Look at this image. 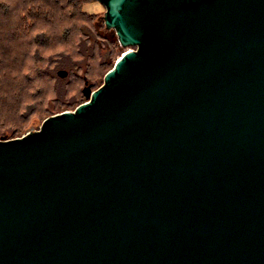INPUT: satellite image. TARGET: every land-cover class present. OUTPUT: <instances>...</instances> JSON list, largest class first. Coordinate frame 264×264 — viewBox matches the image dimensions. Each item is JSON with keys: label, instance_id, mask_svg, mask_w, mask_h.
Returning a JSON list of instances; mask_svg holds the SVG:
<instances>
[{"label": "water", "instance_id": "95a60500", "mask_svg": "<svg viewBox=\"0 0 264 264\" xmlns=\"http://www.w3.org/2000/svg\"><path fill=\"white\" fill-rule=\"evenodd\" d=\"M98 1L133 48L0 138V264H264V0Z\"/></svg>", "mask_w": 264, "mask_h": 264}, {"label": "rangeland", "instance_id": "374dc122", "mask_svg": "<svg viewBox=\"0 0 264 264\" xmlns=\"http://www.w3.org/2000/svg\"><path fill=\"white\" fill-rule=\"evenodd\" d=\"M71 1L56 0V6L60 7L56 21L52 19L50 22L36 23L27 15L19 24L20 35L35 37L42 42L26 46L28 55L21 60L19 54L22 46L17 41L18 48L12 52V64L3 68L8 70L6 84L12 90L6 95V100H0V138L10 139L36 131L47 116L73 110L86 100L82 92L85 80L92 89L97 88L103 83L106 71L113 67L116 59L128 48H133L121 45L115 29L105 25V7L100 1L89 0L81 6L84 11L95 13L94 20L89 17L74 18L75 13L71 12L75 7ZM28 4H25L26 8H29ZM43 6L52 7L53 2H43ZM2 8L4 13L0 9V23L12 20V23L17 24L15 17L19 14L18 8H9V11L6 6ZM10 26L16 27L13 24ZM81 29L92 33L91 41L88 38L82 43L83 50L88 47L87 52H90L87 57L75 54L76 40L84 38ZM0 45H4L2 38ZM57 49L71 52L70 58L76 65H61ZM109 51H112L111 54H108ZM103 60L106 63H102ZM60 68L66 69L68 75L60 77L57 74Z\"/></svg>", "mask_w": 264, "mask_h": 264}, {"label": "trees", "instance_id": "16d2710c", "mask_svg": "<svg viewBox=\"0 0 264 264\" xmlns=\"http://www.w3.org/2000/svg\"><path fill=\"white\" fill-rule=\"evenodd\" d=\"M53 2V6H43V2ZM89 0H72V5L75 7V10L71 13H75L73 16L74 18L83 19L84 17H89L88 19L94 20L95 13L86 12L81 9V6H84L86 2ZM29 3V8H26L25 4ZM14 4V7H13ZM81 4V5H80ZM2 6H6L8 8H18L19 14L15 17L16 23H12V20L10 22L2 21L0 23V38L3 39L4 45H0V100H6V95L9 94V91L12 90V87L7 86L6 84V78H7V69H3L6 66H9L13 62V54L17 48H18V42L22 46V50L19 54L20 59L26 58L28 55L27 49H25L26 46H32L37 43H41V39H37L35 37H23L19 34V24H21L24 20V18L28 15L29 18H32L33 20L37 22L39 21H51L57 20L56 16L59 13V8L56 6V0H41L38 2V0H15L9 1V0H0V9H2V13H4ZM59 19V18H58ZM9 24V25H7ZM10 24H13L16 27L10 26ZM80 33L84 38H78L77 41V49L75 51V54L78 53L81 56H88L90 55V52H87L88 47H85L83 50V41H87L89 38L91 41L92 33L88 32L87 30L81 29ZM95 43V42H93ZM13 48H12V47ZM58 50V49H57ZM112 51H109L108 54H111ZM71 52H66V50L61 49L57 52V57L60 58L62 61L60 64L64 66H72L76 65L75 61L71 59ZM102 63H106L105 60L102 61ZM68 75V74H67ZM66 75V76H67ZM86 98V97H85ZM87 99V98H86ZM1 135V133H0Z\"/></svg>", "mask_w": 264, "mask_h": 264}, {"label": "bare ground", "instance_id": "6f19581e", "mask_svg": "<svg viewBox=\"0 0 264 264\" xmlns=\"http://www.w3.org/2000/svg\"><path fill=\"white\" fill-rule=\"evenodd\" d=\"M129 50H131V49H129ZM125 51H126V50H125ZM125 51H124V52H125Z\"/></svg>", "mask_w": 264, "mask_h": 264}, {"label": "built area", "instance_id": "2783aa9c", "mask_svg": "<svg viewBox=\"0 0 264 264\" xmlns=\"http://www.w3.org/2000/svg\"><path fill=\"white\" fill-rule=\"evenodd\" d=\"M128 49H132V48H128Z\"/></svg>", "mask_w": 264, "mask_h": 264}]
</instances>
